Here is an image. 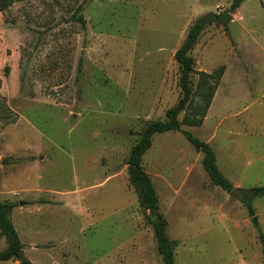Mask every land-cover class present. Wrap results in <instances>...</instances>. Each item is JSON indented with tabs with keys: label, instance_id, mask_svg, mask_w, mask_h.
Here are the masks:
<instances>
[{
	"label": "rangeland",
	"instance_id": "1",
	"mask_svg": "<svg viewBox=\"0 0 264 264\" xmlns=\"http://www.w3.org/2000/svg\"><path fill=\"white\" fill-rule=\"evenodd\" d=\"M231 1L0 0V201L17 202L31 264H163L125 162L181 97L174 53L189 27ZM230 13L189 53L193 93L177 119L245 192L213 185L180 132L155 134L142 157L175 264H264V197L254 217L241 202L264 186V0Z\"/></svg>",
	"mask_w": 264,
	"mask_h": 264
},
{
	"label": "trees",
	"instance_id": "2",
	"mask_svg": "<svg viewBox=\"0 0 264 264\" xmlns=\"http://www.w3.org/2000/svg\"><path fill=\"white\" fill-rule=\"evenodd\" d=\"M244 0H232L229 11H234L240 7ZM80 10V8H79ZM78 21L82 28H85V20L79 14ZM207 22L202 18L193 23L185 36L180 47L174 53V61L179 68L178 87L181 91V97L177 104L165 112V121H155L149 123L140 134L139 141L130 149L129 156L125 162L127 168L128 181L133 186L140 206L148 212L147 220L152 226L153 235L156 240V248L163 264H175L174 247L175 244L166 234V220L158 211V197L155 188L151 182L149 175L145 172L142 157L150 149L152 145V137L155 134L166 133L170 131L180 132L184 138L193 146L196 152L202 155V166L207 173L211 183L220 187L231 197L236 198L239 194L245 192L243 189L235 188L233 184L227 180L218 170L216 156L211 146L196 138L190 131L181 130V124L177 117L180 112L184 111L191 101V77L195 73L194 59L189 55L191 50L197 43V40ZM81 63V60H80ZM80 71V65L78 66ZM224 72V67L219 70L218 85ZM207 79H213V74L200 72ZM206 82L204 81V84ZM215 85V86H216ZM213 95L209 94V99L206 102L205 110L208 107ZM202 121L197 120L193 125L201 126ZM253 197H264V186L250 189ZM241 202L248 210L249 216L254 217V209L251 206V200L241 199ZM17 206L14 201H0V231L7 238V247L0 252V262L17 260L19 264H31L22 255V243L11 222V211ZM260 235V240L263 243L264 252V236Z\"/></svg>",
	"mask_w": 264,
	"mask_h": 264
},
{
	"label": "water",
	"instance_id": "3",
	"mask_svg": "<svg viewBox=\"0 0 264 264\" xmlns=\"http://www.w3.org/2000/svg\"><path fill=\"white\" fill-rule=\"evenodd\" d=\"M202 20L204 22H209L211 24L215 25H221L224 26L228 24L232 20V14L228 11H224L221 14H215V13H207ZM247 196L244 198L245 200H251L253 198V193L252 192H246L245 193Z\"/></svg>",
	"mask_w": 264,
	"mask_h": 264
},
{
	"label": "crops",
	"instance_id": "4",
	"mask_svg": "<svg viewBox=\"0 0 264 264\" xmlns=\"http://www.w3.org/2000/svg\"><path fill=\"white\" fill-rule=\"evenodd\" d=\"M224 78H225V75L222 76V78H221V83L223 82ZM219 118H223V117H219ZM234 187H235V186H234ZM235 188H236V187H235Z\"/></svg>",
	"mask_w": 264,
	"mask_h": 264
}]
</instances>
